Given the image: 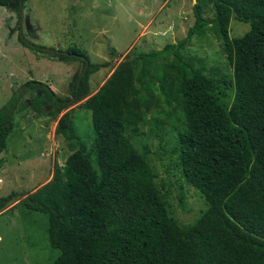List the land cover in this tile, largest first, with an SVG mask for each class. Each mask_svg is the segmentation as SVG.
<instances>
[{
  "label": "trees",
  "instance_id": "1",
  "mask_svg": "<svg viewBox=\"0 0 264 264\" xmlns=\"http://www.w3.org/2000/svg\"><path fill=\"white\" fill-rule=\"evenodd\" d=\"M19 2L0 0V7L12 10L13 4L18 12ZM194 16L184 39L127 55L83 104L92 114L97 169L77 150L22 200L27 210L46 216L48 241L58 250L54 264H264V0H198ZM233 17L250 24L236 39L229 35ZM209 32L223 44L230 80L208 76L184 54L193 38ZM77 54L83 53L56 57ZM83 63L88 67L74 84L77 99L88 96V78L97 71ZM38 88L46 96L33 97L32 108L55 118L66 102L40 83H27V91ZM12 99L0 110V155L14 127L17 95ZM162 103L172 109L159 114L174 122L182 178L207 205L188 226L171 214L152 165L133 142ZM57 134L77 139L68 114ZM16 201L14 193L0 197V214Z\"/></svg>",
  "mask_w": 264,
  "mask_h": 264
},
{
  "label": "rangeland",
  "instance_id": "2",
  "mask_svg": "<svg viewBox=\"0 0 264 264\" xmlns=\"http://www.w3.org/2000/svg\"><path fill=\"white\" fill-rule=\"evenodd\" d=\"M168 2V3H167ZM27 0L22 37L57 52L77 50L97 71L88 78L90 92L77 99L74 84L84 72L80 59H63L31 50L20 41L18 12L0 7V110L29 82L47 86L66 107L55 118L37 114L33 97H45L43 89L25 92L13 115L7 149L0 155V197L14 193L17 201L0 214V264H54L58 250L47 234V218L29 211L22 200L48 183L67 158L82 149L93 155L95 132L91 111L83 104L110 77L127 56L161 50L184 39L195 24L198 0ZM207 18L212 14L207 13ZM250 24L231 19V39L244 36ZM208 76L233 78V67L223 44L212 33L193 38L184 50ZM162 64H160V67ZM160 71V69H159ZM87 71L84 73L85 76ZM78 84V82H77ZM24 103L22 109L18 107ZM53 106H47L52 109ZM13 109V108H12ZM12 111V110H11ZM164 103L154 105L133 137L139 152L152 165L160 190L166 194L171 214L184 226L206 209L204 198L188 186L177 166L174 122L159 113H170ZM68 114L77 139L57 134L59 120ZM176 125V124H175Z\"/></svg>",
  "mask_w": 264,
  "mask_h": 264
},
{
  "label": "water",
  "instance_id": "3",
  "mask_svg": "<svg viewBox=\"0 0 264 264\" xmlns=\"http://www.w3.org/2000/svg\"><path fill=\"white\" fill-rule=\"evenodd\" d=\"M11 5H12V7L14 6L13 4H11ZM23 14H24V2H23V0H20V2H19V17H20V27H21V28H22V26H23ZM22 39L27 43L28 46H30V47H32V48H34V49H37V50H39V51H43V52L46 53V54H62V55H64V56L68 55L67 52H57V51H55V50H53V49L33 46V44H31L27 39H25V38H23V37H22ZM87 67H88V64H87V66H86L84 72L81 74V76H80V78H79V81H80V79L82 78V76L84 75V73L87 71ZM26 88H27V86H24V88L21 89L19 95L17 96V99H16V101H15V103H14V105H13V109H12V111H11V116H12V117H13V115H14V112H15V110H16V108H17L19 102L21 101V98H22V96H23V94H24Z\"/></svg>",
  "mask_w": 264,
  "mask_h": 264
},
{
  "label": "flooded vegetation",
  "instance_id": "4",
  "mask_svg": "<svg viewBox=\"0 0 264 264\" xmlns=\"http://www.w3.org/2000/svg\"><path fill=\"white\" fill-rule=\"evenodd\" d=\"M26 17V16H25ZM25 17H24V15H23V24H24V20H25ZM18 19H19V23H18V28H19V30H20V32H21V37H22V34H23V26H22V28L20 27V17H19V11H18ZM23 40V39H22ZM24 41V40H23ZM30 42V41H29ZM31 43V42H30ZM27 44V43H26ZM32 44V43H31ZM33 46H36V45H34L33 44ZM37 47H39V46H37ZM32 48V47H31ZM35 50H37V49H35ZM39 51V50H38ZM39 52H42V53H44L43 51H39ZM68 53V52H67ZM51 55H57V54H51ZM77 56H78V58L77 59H80L82 62H84V61H87L86 60V58H84V57H81V55H79V54H77ZM81 76V75H80ZM83 77V76H82ZM80 78V77H79ZM81 80V79H80ZM80 82V81H79ZM79 82H78V86H79ZM41 84V83H40ZM45 88H47L49 91H50V89L47 87V86H45L44 84H42ZM51 92V91H50ZM51 94L52 95H54L52 92H51ZM55 96V95H54Z\"/></svg>",
  "mask_w": 264,
  "mask_h": 264
},
{
  "label": "crops",
  "instance_id": "5",
  "mask_svg": "<svg viewBox=\"0 0 264 264\" xmlns=\"http://www.w3.org/2000/svg\"><path fill=\"white\" fill-rule=\"evenodd\" d=\"M168 3V2H167Z\"/></svg>",
  "mask_w": 264,
  "mask_h": 264
}]
</instances>
